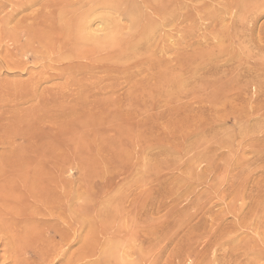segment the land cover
<instances>
[{
  "label": "rangeland",
  "instance_id": "rangeland-1",
  "mask_svg": "<svg viewBox=\"0 0 264 264\" xmlns=\"http://www.w3.org/2000/svg\"><path fill=\"white\" fill-rule=\"evenodd\" d=\"M30 1L0 0V38L41 7ZM218 7L220 1L191 0L186 19L140 42L132 22L145 16L132 21L117 8L98 9L115 16L125 35L112 21L116 44L86 46L81 60L57 36L49 45L56 61L22 49L5 57L9 43L0 40V174L12 166L20 195L41 182L50 195L70 192L80 214H96L87 216L95 227L132 221L133 233L111 242L121 264H264V73L235 76L222 67L232 50L253 51L264 63L257 48L264 46V5L243 13L254 25L253 41L242 40L247 31L231 16L211 18ZM96 12L93 29L103 25ZM0 191L1 198L7 191ZM14 198L0 210H15ZM111 202L113 221L104 214Z\"/></svg>",
  "mask_w": 264,
  "mask_h": 264
},
{
  "label": "bare ground",
  "instance_id": "bare-ground-1",
  "mask_svg": "<svg viewBox=\"0 0 264 264\" xmlns=\"http://www.w3.org/2000/svg\"><path fill=\"white\" fill-rule=\"evenodd\" d=\"M149 1H152L150 3L152 4V6H148L146 4L147 7L145 6L143 7V5L140 4L141 1L140 3L139 2L137 3V1H132V0L131 1L130 0H103V1L101 0H75V1L31 0L30 1L31 3L28 4V7H32L38 4L41 7L33 11L30 14L29 18L22 20V22H20V25L17 28L14 29L11 28L10 30H3L4 31L3 33H5V35H3L0 38V40L6 39V42L9 43V45L4 50V55L5 57L13 58V56L16 55V52L19 51L20 49L34 50L33 51L34 57H37L38 56L37 54H40L43 55L44 58L47 57L48 55V57L51 59L52 56H50V54L55 53V50L49 47V45L52 43L54 39L58 42L56 36L59 39H67L72 43L74 50L68 54L77 59L83 58L80 55L78 56V54L86 46L90 47V49L92 48V46L96 48H101V47L103 48V46H107V48L110 49V46L113 47L116 44L115 39L117 38L119 31H121L120 33H122V27H120L118 21L111 20L113 18L115 19V16L110 19V16L107 14V12L105 13V15L103 13L102 14L99 13L98 15V13L96 12L98 9L100 10L110 9L113 11V7L117 8L115 10L116 11L119 10L118 12L119 16L123 14V16L126 18L130 17V20L132 19V21L136 19V17H141V16H142L141 18L142 21L143 16H145L148 19L146 22L142 21L140 22L141 23L140 24L138 21L136 22L135 20L134 24L132 22L133 25L132 28L130 22L131 25L130 28L133 29V34H136L137 36L140 35L138 41L135 40L136 38L135 39L133 38V36L135 37L136 35L132 34V38H131L133 39L132 42H134V40L135 42L136 41L140 42L144 40V38L146 37L148 38L150 37V35L160 30L161 27H164L165 25H168L175 20H179V19L182 20L183 18L186 19V17H188V14L190 13L189 5L191 0H175V1L143 0V3L145 4L146 2L148 3ZM213 1H220V7L215 8L211 12H209L211 18L214 19L218 18L219 20V18L224 19L227 15L231 16L232 17L231 19L238 21V24L232 23V25L234 24L233 26L238 27V31H244V30L247 31V34L242 35V40L243 39H247L248 41L254 40L253 38L254 25L252 23L246 22L248 18H246L243 13L250 12L255 7H256L255 11H257L261 6L264 5V0H213ZM95 12L96 15H98V17L96 16L97 18L103 19L102 22L103 25L100 24L101 28H96L97 30L92 28L94 24V23L92 24V22H94L93 20H95L93 19L92 16L95 14ZM106 14L108 16H106ZM236 16H240V18H237ZM29 20L30 22H28ZM112 21H114V24L118 22V25L116 24L115 29L116 27L119 26L118 28H121L119 31H117L118 29L117 30L113 29L114 27L111 26L113 24ZM252 21H254V19ZM21 30L26 32L28 36L27 38L28 40L25 42H22L21 40L17 39L19 38L20 35L19 33L23 32ZM97 31H105V32L107 31V32L106 34H104V36L100 37L96 33ZM129 32L130 33L128 35H130L129 37H131L132 31L130 30ZM225 33L226 32L219 33L218 41L220 44L224 42L223 35H225ZM122 35H125V33H122L120 36L122 37ZM120 36H119V43L121 44L122 42H124L122 40L125 37L127 38V36H124L123 39H120ZM141 36H143L142 37L143 39L141 38L140 40ZM231 38L232 41L234 42L233 36H231L230 39ZM262 38H264V36ZM14 40L20 42L19 46H14L13 44ZM120 40L122 42H120ZM129 44H131V41ZM124 45L123 44L121 45L122 48L127 49V44ZM133 46L137 47L138 45L134 44ZM116 47L119 48V46ZM43 48L45 49V52ZM257 48L259 51L264 50V46L262 47L258 45ZM223 50L222 49L220 50V54L223 53L225 56ZM113 51L115 52V50ZM228 51L227 53H229ZM232 51L231 52L233 54L234 50ZM243 53L245 54V56L242 53L239 54L235 53L233 54L234 56L231 53L230 55L227 54L229 58L227 62L222 65L223 69L225 71H231L232 73H234V75L236 73L234 71H237L238 73L244 76H253L255 75V73L259 74L261 72L264 73V63L256 62L257 61L256 57H258V54L254 53L253 51H248ZM257 53L259 52L257 51ZM208 54H209L208 59H211V57L216 55V52L212 51ZM118 58L119 57H117V59ZM67 67L68 66H64V67L60 66L59 68L62 69V71H64L67 69ZM235 76L238 75L236 74ZM1 120L3 122V119ZM0 132L3 133L4 131H0ZM5 133L2 135H5ZM9 167L7 168L6 166V168L8 169L7 171H9L8 173H6L7 175L2 172L0 174V188L5 189V191H7L2 194L1 196L2 199L0 198V203L2 205L3 203H6L3 201L6 197L7 199L12 198V200L13 197H15L16 199L14 198V201L15 204L17 203L16 204L17 207H15L16 205L14 204L15 206L13 208H16L15 210L12 208H10L12 210L8 208L9 211L5 210V208H4L5 211L0 210V248L2 247V249H4L5 251V254H7V256L4 258V261L5 260L7 261V259H9L7 261L8 264H121L119 259V254H120L119 246L115 245V243H113L114 246H112L111 242L112 241L114 242V240H119V237H123V236L126 237L125 234H128L130 236L133 233V232L131 233V231L133 230H131L130 228V225L132 223L131 220H129V222L131 221L130 225L124 222H119L120 223L119 225H122L123 223V225L119 226V228L116 227L111 228L112 227L111 226L109 229L110 221H108L107 223L104 222L106 227L103 226L104 225L103 223H102L103 225L99 224L100 226H103L101 227L102 229L100 228V226H97L98 223L95 227L91 223V222L94 223L91 217L96 216V214H93L92 216L93 211H91L90 214H88L87 212L88 214L87 216L91 215L90 217L92 219L91 221L89 220L90 218L86 216V214H80L77 204L75 203V197L73 196V194L69 192L66 195H60V194L50 195L48 191H43V189L40 188V186L43 187L42 185H44V182L41 181H40L41 182L40 186L38 185V187H35L36 189L34 191H30V189H27L26 191L29 190L28 193H24L20 195L18 191H17L18 193L15 192L16 191L15 183L17 178H15L12 173H10V169H12V166L10 168ZM3 169L5 168H2V170L1 169L0 170L3 171ZM12 171L13 170H11V172ZM0 192L2 193L4 191H0ZM14 192L17 193L16 196L14 195ZM12 202L13 201H9L7 203L12 204ZM111 205L110 208L109 207L105 208L104 214L106 215L107 218L108 216L109 217L112 216L111 215L112 207L114 206L113 203ZM105 206L107 207V205ZM1 207L3 206H0V208ZM87 207L89 209H92L89 206ZM89 209H85V210L89 211ZM118 211L120 213V210H118L117 207H115L114 213L118 214ZM100 213L102 214L103 211ZM103 217L104 216H101L100 218L102 219ZM120 217L122 219L124 216H120ZM110 218H111L110 220L113 221L112 217ZM116 220L114 221L115 223H117ZM106 224L109 225L107 226ZM114 225L115 224H113V226ZM84 226L85 229H87L85 234H84L85 230L82 233V228ZM114 228L116 229L113 231Z\"/></svg>",
  "mask_w": 264,
  "mask_h": 264
}]
</instances>
